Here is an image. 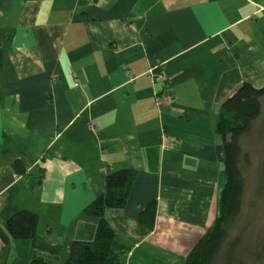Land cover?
Wrapping results in <instances>:
<instances>
[{
    "label": "crops",
    "instance_id": "crops-1",
    "mask_svg": "<svg viewBox=\"0 0 264 264\" xmlns=\"http://www.w3.org/2000/svg\"><path fill=\"white\" fill-rule=\"evenodd\" d=\"M244 83L264 87V0H0V264H65L124 169L120 264H184L217 215L220 109ZM22 211L36 241L5 242Z\"/></svg>",
    "mask_w": 264,
    "mask_h": 264
},
{
    "label": "trees",
    "instance_id": "trees-1",
    "mask_svg": "<svg viewBox=\"0 0 264 264\" xmlns=\"http://www.w3.org/2000/svg\"><path fill=\"white\" fill-rule=\"evenodd\" d=\"M263 99L264 87L257 89L250 83H244L221 106L218 132L225 155L223 169L226 181L219 191L213 225L192 248L184 264H244L239 257L242 238L238 236L229 244L228 241L243 215L246 195L247 182L242 162L248 165L250 157L243 153L242 138L253 129V123L261 116ZM12 166L17 170L21 164L14 161ZM134 180L135 173L126 169L107 175L105 192L84 211L86 216L99 219L95 236L91 241H75L65 264H120V256L113 247L116 230L107 215L111 211L120 213L125 209ZM261 187L260 195L264 192ZM156 213V205L151 204L141 214L139 225L145 234L153 231ZM38 225L39 217L36 214L22 211L5 224L9 237L4 235L3 240L36 241ZM25 264L54 263L34 260Z\"/></svg>",
    "mask_w": 264,
    "mask_h": 264
},
{
    "label": "rangeland",
    "instance_id": "rangeland-1",
    "mask_svg": "<svg viewBox=\"0 0 264 264\" xmlns=\"http://www.w3.org/2000/svg\"><path fill=\"white\" fill-rule=\"evenodd\" d=\"M262 107V114L253 123V129L242 138L243 153L250 157L248 165L242 162L246 195L243 215L228 241L229 244L238 236L242 238L239 257L244 264H264V192L259 194L261 186L264 190V99ZM22 202L27 203V199ZM42 213V219H45L46 213Z\"/></svg>",
    "mask_w": 264,
    "mask_h": 264
}]
</instances>
